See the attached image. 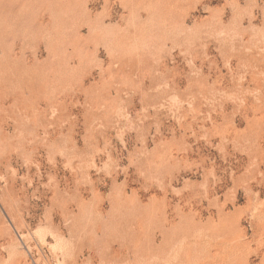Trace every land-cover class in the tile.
<instances>
[{
    "label": "rangeland",
    "instance_id": "rangeland-1",
    "mask_svg": "<svg viewBox=\"0 0 264 264\" xmlns=\"http://www.w3.org/2000/svg\"><path fill=\"white\" fill-rule=\"evenodd\" d=\"M0 264H264V0H0Z\"/></svg>",
    "mask_w": 264,
    "mask_h": 264
}]
</instances>
